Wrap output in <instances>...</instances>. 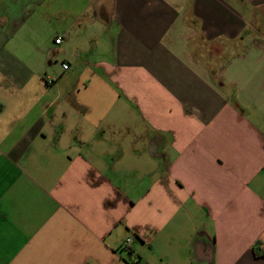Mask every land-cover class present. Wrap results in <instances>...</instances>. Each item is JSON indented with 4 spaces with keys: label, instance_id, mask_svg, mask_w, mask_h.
<instances>
[{
    "label": "crops",
    "instance_id": "crops-1",
    "mask_svg": "<svg viewBox=\"0 0 264 264\" xmlns=\"http://www.w3.org/2000/svg\"><path fill=\"white\" fill-rule=\"evenodd\" d=\"M0 106V264H264V0H0Z\"/></svg>",
    "mask_w": 264,
    "mask_h": 264
},
{
    "label": "built area",
    "instance_id": "built-area-1",
    "mask_svg": "<svg viewBox=\"0 0 264 264\" xmlns=\"http://www.w3.org/2000/svg\"><path fill=\"white\" fill-rule=\"evenodd\" d=\"M60 42H61V38L56 39V43H60ZM68 68H69V65L68 64H63V69L64 70H68ZM52 82H53V80L48 79V83H52ZM0 110H1V106H0ZM131 242H132V238H127L124 241L125 249L130 250V247L129 246H130ZM131 259H132V257H131Z\"/></svg>",
    "mask_w": 264,
    "mask_h": 264
}]
</instances>
